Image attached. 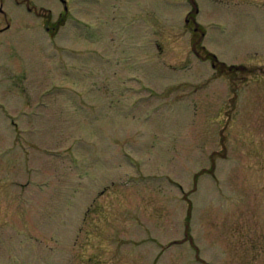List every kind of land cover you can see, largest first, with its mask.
Listing matches in <instances>:
<instances>
[{
  "label": "rangeland",
  "instance_id": "374dc122",
  "mask_svg": "<svg viewBox=\"0 0 264 264\" xmlns=\"http://www.w3.org/2000/svg\"><path fill=\"white\" fill-rule=\"evenodd\" d=\"M194 2L0 0V264H264V0Z\"/></svg>",
  "mask_w": 264,
  "mask_h": 264
},
{
  "label": "flooded vegetation",
  "instance_id": "af4514ba",
  "mask_svg": "<svg viewBox=\"0 0 264 264\" xmlns=\"http://www.w3.org/2000/svg\"><path fill=\"white\" fill-rule=\"evenodd\" d=\"M62 4L63 10L62 12L58 15L57 19L53 22L51 21V19H49V15H46L48 17L44 18L43 17V21H44V27H45V31L49 34H54V33H58V31L60 29H62L67 22H73V20L71 19L70 16V11L68 8V4ZM49 20H48V19ZM51 18V17H50ZM72 20V21H71ZM185 22L188 23V25H190V30H191V34L194 33V31H196V24L192 21V19H189V16L185 19ZM4 30H7V27L4 28ZM2 30H0L1 32ZM213 67H215V65H213Z\"/></svg>",
  "mask_w": 264,
  "mask_h": 264
},
{
  "label": "trees",
  "instance_id": "16d2710c",
  "mask_svg": "<svg viewBox=\"0 0 264 264\" xmlns=\"http://www.w3.org/2000/svg\"><path fill=\"white\" fill-rule=\"evenodd\" d=\"M194 52H196V51H194ZM211 59H212L213 62H215V58L213 56H212ZM222 72H225V70L223 68H222ZM239 72H242V69L241 68L239 69V68L232 67V68H229L227 70V73L228 74H231V76H233V74H237ZM244 72H247L248 74H253V71H244ZM236 81H238V80H236ZM242 82H245V80H243ZM189 221H190V211L188 212L187 223H189Z\"/></svg>",
  "mask_w": 264,
  "mask_h": 264
},
{
  "label": "water",
  "instance_id": "95a60500",
  "mask_svg": "<svg viewBox=\"0 0 264 264\" xmlns=\"http://www.w3.org/2000/svg\"><path fill=\"white\" fill-rule=\"evenodd\" d=\"M61 2L66 3V0H61Z\"/></svg>",
  "mask_w": 264,
  "mask_h": 264
},
{
  "label": "bare ground",
  "instance_id": "6f19581e",
  "mask_svg": "<svg viewBox=\"0 0 264 264\" xmlns=\"http://www.w3.org/2000/svg\"><path fill=\"white\" fill-rule=\"evenodd\" d=\"M242 71H247V69H242Z\"/></svg>",
  "mask_w": 264,
  "mask_h": 264
}]
</instances>
